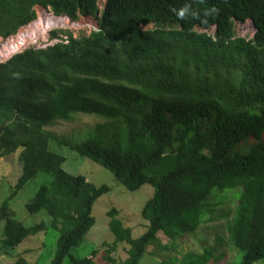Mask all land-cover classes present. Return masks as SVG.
<instances>
[{
    "label": "trees",
    "instance_id": "trees-1",
    "mask_svg": "<svg viewBox=\"0 0 264 264\" xmlns=\"http://www.w3.org/2000/svg\"><path fill=\"white\" fill-rule=\"evenodd\" d=\"M37 6L72 20L95 17L99 29L79 37L53 30L58 42L0 65V158L20 149L22 165L0 208L3 245L15 248L48 230L45 222L24 225L10 204L44 173L51 181L26 207L45 211L60 234L49 264L68 257L97 264L98 250L82 258L71 251L95 225L94 204L110 187L65 170L66 157L50 146L56 140L111 169L129 191L155 187L141 236L117 209L109 212V261L121 244L128 256L120 264H141L147 252L159 264L222 261L211 248L179 258L169 243L196 233L228 196L236 201L227 228L242 251L238 264L264 260V0H107L102 8L99 0H0V38L35 21ZM249 19L254 36H238L236 23ZM80 113L106 119L102 132L75 143L48 130Z\"/></svg>",
    "mask_w": 264,
    "mask_h": 264
},
{
    "label": "rangeland",
    "instance_id": "rangeland-1",
    "mask_svg": "<svg viewBox=\"0 0 264 264\" xmlns=\"http://www.w3.org/2000/svg\"><path fill=\"white\" fill-rule=\"evenodd\" d=\"M107 0H99L101 8ZM54 14L51 10L42 6H37V20L43 13ZM55 15V14H54ZM34 21V22H35ZM33 23V22H32ZM32 23L22 27L19 32L9 38H0V46L18 35L23 29H27ZM98 20L95 17H80L77 20L68 18L67 25H60L50 28L48 36L43 35L40 39L29 43L27 48L43 47L54 44L59 40L51 38V32L56 29L70 30L75 37L89 35L93 30L97 29ZM238 36L253 37L255 27L250 20L245 23L237 22L235 26ZM211 33L216 32V27L210 28ZM67 38L66 35H62ZM37 41V42H36ZM25 48V49H27ZM107 120L96 115L77 114L73 122L60 121L56 125L51 126L48 130L57 133L60 137L70 136L75 143H82L92 134L100 130L102 132L103 125ZM0 122V127H1ZM98 124V125H97ZM50 146L60 155L66 157L64 164L65 170L72 174L87 175L90 180L97 186L108 185L110 191L100 197L93 208V215L96 218L95 225L86 235L84 242L72 249L71 254L74 257L82 258L91 254L93 250H98V254L94 256L97 264H120L123 259L128 256L125 245H120L113 256L114 261L111 262L107 258L111 244L115 236L111 230V217L109 212L113 209L119 211V216L125 226L131 227L135 238L141 236L146 230L148 221L143 217L142 211L146 202L154 196L155 187L151 184L143 185L137 191H129L126 187L115 179L111 169L96 162L92 158L82 155L77 150L71 149L65 144H61L56 140H51ZM20 149L0 158V208L5 199H7L16 184L22 170L19 162ZM52 176L40 173L35 179L31 180L26 186L20 190L18 195L11 200L10 204L15 211L16 219L26 226H32L41 222L48 224V230L40 232L36 236H32L24 240L15 248L5 247L1 241L4 238L5 221L0 220V262L8 264L16 262L20 257L25 258L30 264H49L57 249V240L59 232L51 226V217L45 211L37 214H30L27 210V203L33 199L39 187L43 183H48ZM236 201L232 196H228L222 203L211 208L206 212L203 222L198 231L194 234H188L183 238L170 242L171 252L174 256L183 258L188 252H196L202 254L206 248L214 249L216 255L223 254L224 259L219 261L210 260L207 264H238L242 251H240L232 242L229 241V231L227 221H230L235 213ZM227 213L229 216H227ZM226 214V215H225ZM218 239L223 241L218 242ZM169 239L164 238V243H168ZM112 251V250H111ZM160 259L157 256L147 252L141 260V264H159ZM64 264H72L68 257ZM257 264H264V260Z\"/></svg>",
    "mask_w": 264,
    "mask_h": 264
},
{
    "label": "bare ground",
    "instance_id": "bare-ground-1",
    "mask_svg": "<svg viewBox=\"0 0 264 264\" xmlns=\"http://www.w3.org/2000/svg\"><path fill=\"white\" fill-rule=\"evenodd\" d=\"M67 23V17H60L44 12L39 20L33 22L27 29H23L18 35L12 37L6 43L0 46V62L12 54L27 48L29 43L32 41H38L42 35L47 38V32L50 28L60 25H67Z\"/></svg>",
    "mask_w": 264,
    "mask_h": 264
},
{
    "label": "water",
    "instance_id": "water-1",
    "mask_svg": "<svg viewBox=\"0 0 264 264\" xmlns=\"http://www.w3.org/2000/svg\"><path fill=\"white\" fill-rule=\"evenodd\" d=\"M56 16H58V15H56ZM61 17V16H60ZM64 17H67V18H69V19H71L70 17H68V16H64ZM251 22H252V24L254 25L255 24V21L253 20V19H249ZM34 22V21H33ZM218 28V26H216V29ZM99 29V24L97 23V30ZM48 46V45H47ZM43 47H46V46H43ZM24 50H26V49H23V50H20V51H18V52H16V53H14V54H12L11 56H9L8 58H6L5 60H3L2 62H0V65L2 64V63H4V62H6V61H8L9 59H11L14 55H16L17 53H20V52H23Z\"/></svg>",
    "mask_w": 264,
    "mask_h": 264
}]
</instances>
